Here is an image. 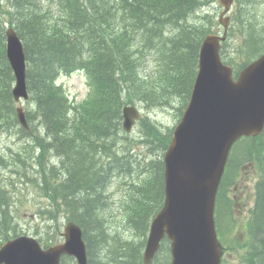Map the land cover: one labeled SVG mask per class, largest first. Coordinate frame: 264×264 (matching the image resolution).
Segmentation results:
<instances>
[{
	"label": "trees",
	"instance_id": "obj_1",
	"mask_svg": "<svg viewBox=\"0 0 264 264\" xmlns=\"http://www.w3.org/2000/svg\"><path fill=\"white\" fill-rule=\"evenodd\" d=\"M210 3L0 0V131L19 126L11 95L14 75L5 51V28L10 25L24 43L30 100L36 106L34 111H28L31 132L23 128L16 131L18 136L30 138L36 153L29 152L26 158L16 154V161L22 164L19 169L24 182H30L35 189L44 188L50 197L51 205L41 204L38 209L45 216L46 229L41 235L44 243L58 240L62 219L67 218L82 225L90 263L143 264L142 251L150 221L164 200L162 154L170 143L172 130L158 129L148 118L142 119L139 143L148 152H133L136 140L122 129V109L127 104L152 108L177 104L182 114L198 71L200 46L218 26V16L207 7ZM262 12L259 0L235 1L229 39L221 53L236 70L264 52ZM150 51L159 60L147 77L140 79L139 62L150 57ZM38 55H47V61L37 60ZM76 70L85 71L91 78V91L84 102L72 106L65 92L54 83L60 74ZM119 143L128 150L121 155L116 153ZM51 155H56L58 161L50 162ZM8 163L7 157L0 155L1 172L9 167ZM50 164L51 177L44 173ZM244 165L255 171L257 181L255 205L247 228L250 245H246L242 263L264 264V133L237 144L229 167L239 175ZM115 172L127 185V198L118 203L129 236L119 232L111 236L110 214L101 217L108 199L106 188ZM229 177L227 173L223 186ZM128 178L134 182L130 183ZM9 189L0 178V246L19 235L20 230L15 220L21 216L11 208L14 196ZM224 200L229 205L230 201ZM223 216L227 219L225 211ZM229 225L232 228L234 221ZM36 232L40 233L38 228Z\"/></svg>",
	"mask_w": 264,
	"mask_h": 264
},
{
	"label": "water",
	"instance_id": "obj_2",
	"mask_svg": "<svg viewBox=\"0 0 264 264\" xmlns=\"http://www.w3.org/2000/svg\"><path fill=\"white\" fill-rule=\"evenodd\" d=\"M226 10L233 0H219ZM227 28L229 18L221 19ZM7 54L15 73L12 95L16 101L27 99L26 64L23 46L13 29L6 31ZM220 38L209 35L200 53L198 73L190 104L176 128L165 155L164 208L155 219L146 263L168 233L172 243L173 264H220L222 248L217 240L214 206L230 150L243 135H259L264 128V56L244 69L238 82L232 68L220 59ZM19 122L27 128L25 113L17 109ZM139 113L124 109V127L130 129ZM49 252L37 243L20 237L0 249V264H58L62 253L76 254L81 264L85 252L81 243L71 239Z\"/></svg>",
	"mask_w": 264,
	"mask_h": 264
},
{
	"label": "rangeland",
	"instance_id": "obj_3",
	"mask_svg": "<svg viewBox=\"0 0 264 264\" xmlns=\"http://www.w3.org/2000/svg\"><path fill=\"white\" fill-rule=\"evenodd\" d=\"M212 8L214 10L218 11V7L216 5L213 6ZM218 31H220V28L218 29ZM37 57H38L37 60L44 62V60H46V57H48V56L45 55L43 57L42 55L41 56L38 55ZM144 60H149L148 65L146 66L145 70L143 71V74L148 75L151 67L156 62V53L155 52L150 53V57H145ZM40 61L37 62V68H39ZM143 78H145V77H143ZM86 80L90 82V80L86 76V74L80 73L77 75H73L72 79L66 80V82H65L64 77L62 76L61 80H58L57 83L63 84L64 89L68 90L72 96H74V94H76L75 98L78 101H80L82 99V97L85 96L87 93V87H86L87 81ZM151 117L157 124L161 125L162 128H164V126H167L168 128L173 127L176 123L175 111H173V110L153 112L151 114ZM16 128L17 127L12 128V130H9V131H6V130L3 131L2 130L3 134L0 133V148L3 149V152L5 153V155L8 156V161H10V162H14V160L17 159L16 154H21L24 158H26V156L28 155L29 152L36 153V150H34L32 144L30 143L31 142L30 138L29 139L25 138L22 135L17 136L16 131L18 130V128L17 129ZM8 148H12V150H14V151L11 152L8 150ZM11 153H12V155H11ZM146 153L147 152H145L144 155H146ZM121 154L122 153H120V155ZM21 166H22V164L18 163V167H21ZM18 167H15V168H17L19 171H21ZM27 171L30 172V174L32 173L30 169H27ZM2 172L4 174V177L1 178V181L6 180L5 184L9 183L11 188H14V191H16V194H17L16 196L19 199V204L22 205V213H24L25 210L30 211L34 207V204L35 205L39 204V198L34 192H31L29 194H22V191L19 189L21 187V185H20L21 176H18L17 178H13V174L11 172L7 171L6 169L2 170ZM12 179L14 181L16 180V184L12 181ZM18 179L20 181L19 183H18ZM245 183H246L245 189H244L245 191L241 195L244 202H245V200H249L248 195L253 192V190L250 188L251 185H250L249 181H246ZM113 189H114V185H113ZM41 199H45L44 197H42V194H41ZM41 202L42 201H40V203ZM242 208H243L242 205H238L236 213H235L237 218L243 217V213H240V210H242ZM106 213L110 214V217L112 220V203H110V206L107 209ZM38 222L42 223V221H40V220ZM20 224H21V227L23 228V230L25 232H27L30 235H34L33 229L37 226V218L30 217V216L22 217L20 219ZM115 224L117 227H120L121 230H123V223L120 220H117L115 222ZM121 230H120V232L122 233ZM237 257H238L237 254L235 252H232L231 255L228 256V259L231 260L233 263H236L237 261H239V259H237Z\"/></svg>",
	"mask_w": 264,
	"mask_h": 264
},
{
	"label": "bare ground",
	"instance_id": "obj_4",
	"mask_svg": "<svg viewBox=\"0 0 264 264\" xmlns=\"http://www.w3.org/2000/svg\"><path fill=\"white\" fill-rule=\"evenodd\" d=\"M209 3H210V0H209ZM210 6V4L207 6V7H209ZM154 50V49H153ZM150 52H152V51H150ZM154 52V51H153ZM145 59V57L144 58H142L141 59V62H139V70L141 71V74H140V79H143V77H147V75H145V74H143V71L145 70V68H146V66L148 65V62H149V60H144ZM156 60H157V57H156ZM159 60V59H158ZM157 60V61H158ZM154 65V64H153ZM10 67H11V69H12V71H13V74L15 73V71H14V69H13V67L10 65ZM42 71V70H41ZM44 71V70H43ZM81 73H84V74H86V72L85 71H81ZM86 76L89 78V80H90V82L92 81L91 80V78L86 74ZM150 76V75H149ZM61 77H62V75L60 74L58 77H57V79L55 80V84L62 90V91H66L65 89H64V86H63V84H58L57 82H58V80H61ZM42 79V78H41ZM120 96H121V94H120ZM124 104V103H123ZM126 104V103H125ZM167 129H170V130H172L171 128H168V127H166ZM3 131H5L4 129H2ZM18 136V135H17ZM121 141L123 142V141H125V137L123 138L122 136H121ZM127 141H125V143H126ZM120 145H119V147H118V149H117V151H116V153L118 154V155H120V153H122L124 150L125 151H128V150H126L125 149V146H122V143H119ZM105 160H103V162H104ZM163 162H164V177H165V173H166V162H165V160L163 159ZM52 164H50V166H49V168H46L47 170H45V172L44 173H49V176L51 177V175H52ZM55 167H57V165H54ZM115 168V167H114ZM114 168H113V171H114ZM117 170V169H116ZM115 170V171H116ZM118 171V170H117ZM121 172V171H120ZM232 172H234V170L232 171ZM116 172H115V175L111 178V180L109 181V184L107 185V188H106V191H111V190H113V185H114V183H113V181H114V178H115V176H116ZM118 176L120 175V174H117ZM129 175V174H128ZM123 177H125V178H127L126 177V175L124 174L123 175ZM39 189H40V191H41V194H42V197H44L45 199H49L50 197H47L46 196V193H45V190H44V188H42V187H38ZM101 188V187H100ZM123 189H124V193H123V195H122V197H121V200H123V201H125V199L127 198V195H126V190H125V187H124V185H123ZM56 199H58L57 197H56ZM42 200H44V199H41V201ZM54 202V201H53ZM110 201L108 200V199H106V202L104 203V205H103V211H102V213H101V217H103L104 216V214H106V211H107V209L109 208V206H110ZM42 204V202L41 203H39V204H37V212H38V209L40 210L41 208H39V206ZM62 204V203H61ZM54 205V204H53ZM42 207V206H41ZM45 210H47V209H45ZM44 218H45V216L44 215H41V214H39V212H38V214H37V221H42V225L43 226H45V223H44ZM110 227H111V225H110ZM111 236L113 235H118V233H116V232H119V233H121L120 232V230H115V229H112V227H111ZM122 234V233H121ZM123 236H125L124 234H122ZM119 237V236H118ZM89 260H90V256H89ZM92 264V263H91Z\"/></svg>",
	"mask_w": 264,
	"mask_h": 264
}]
</instances>
